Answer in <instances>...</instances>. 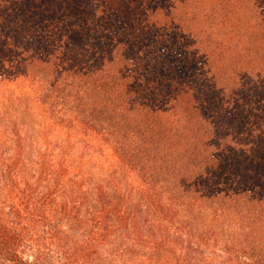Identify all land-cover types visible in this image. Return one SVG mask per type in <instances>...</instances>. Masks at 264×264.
I'll list each match as a JSON object with an SVG mask.
<instances>
[{"label":"trees","instance_id":"1","mask_svg":"<svg viewBox=\"0 0 264 264\" xmlns=\"http://www.w3.org/2000/svg\"><path fill=\"white\" fill-rule=\"evenodd\" d=\"M241 1L129 0L125 10L109 0H0V85L27 78L66 128L108 142L147 189L149 219L166 226L162 237L182 238L185 254L210 245L254 259L239 242L264 239V50L255 48L264 47V0L249 10ZM245 44L247 61L233 60ZM49 195L0 210L1 262L46 264L17 254L32 225L63 247L46 226ZM166 243L145 245L155 253ZM95 245L63 254L64 264L87 263Z\"/></svg>","mask_w":264,"mask_h":264},{"label":"rangeland","instance_id":"2","mask_svg":"<svg viewBox=\"0 0 264 264\" xmlns=\"http://www.w3.org/2000/svg\"><path fill=\"white\" fill-rule=\"evenodd\" d=\"M109 1L128 8L129 0ZM241 2L249 10L261 0ZM140 13L138 7V17ZM133 14L136 16L135 11ZM249 47H236L233 60H246L244 54ZM255 48L264 50L263 43ZM61 119L53 114L39 85L25 77L1 83L0 210L9 212L11 206H20L27 196L38 199L50 194L45 211L51 213V220L46 226L57 228L61 233L57 241L63 243V247L52 246L42 227L32 225L21 238L17 249L20 257L34 260L40 256L46 264H64L63 254L76 251L92 239L96 245L87 254L85 264H175L177 259H188L187 264H264V239L239 242L254 254V259L225 255L210 245H203L199 251L193 247L195 251L185 254L181 250L182 238L174 236L172 230L162 237L161 229L166 226L159 227L149 219L147 189L139 176L114 154L111 145L94 133L82 134L75 128H66ZM13 162L18 164L4 175L7 165ZM103 212L109 217L98 222ZM181 217L182 213L172 222L180 223ZM102 221L110 222L109 229L101 225ZM188 223L195 230L198 221ZM164 240L168 243L155 253L145 245L150 241L162 245ZM170 246L175 248L168 249Z\"/></svg>","mask_w":264,"mask_h":264}]
</instances>
